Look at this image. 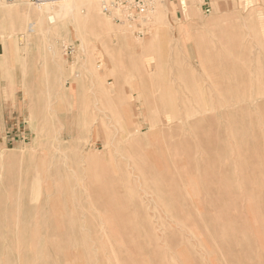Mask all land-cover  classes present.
Returning <instances> with one entry per match:
<instances>
[{
  "label": "rangeland",
  "instance_id": "374dc122",
  "mask_svg": "<svg viewBox=\"0 0 264 264\" xmlns=\"http://www.w3.org/2000/svg\"><path fill=\"white\" fill-rule=\"evenodd\" d=\"M98 9L0 42V264H264V0Z\"/></svg>",
  "mask_w": 264,
  "mask_h": 264
},
{
  "label": "bare ground",
  "instance_id": "6f19581e",
  "mask_svg": "<svg viewBox=\"0 0 264 264\" xmlns=\"http://www.w3.org/2000/svg\"><path fill=\"white\" fill-rule=\"evenodd\" d=\"M95 4L87 0H55L37 4V9H31L23 0H16L12 5L0 2V17L3 19L0 42L15 46L20 51L22 48L18 43L28 33V38H34L51 32H64L66 25L76 26L81 32L82 26L79 25L83 22L93 27V35H99V27L106 22L100 16V5Z\"/></svg>",
  "mask_w": 264,
  "mask_h": 264
},
{
  "label": "built area",
  "instance_id": "2783aa9c",
  "mask_svg": "<svg viewBox=\"0 0 264 264\" xmlns=\"http://www.w3.org/2000/svg\"><path fill=\"white\" fill-rule=\"evenodd\" d=\"M34 4H42L48 0H31ZM101 11L105 15L119 13L122 18L137 24L147 14L151 0H98Z\"/></svg>",
  "mask_w": 264,
  "mask_h": 264
},
{
  "label": "crops",
  "instance_id": "0c3cea01",
  "mask_svg": "<svg viewBox=\"0 0 264 264\" xmlns=\"http://www.w3.org/2000/svg\"><path fill=\"white\" fill-rule=\"evenodd\" d=\"M8 120V119H7ZM6 120V124H5V131L3 132V134H4V137H5V139H7V140H12V139H16V138H18L19 137V134H20V129L19 128H17V126H16V124H15V122H13L12 121V119H11V121H12V124L11 125H9V123H8V121ZM8 125H9V127H8Z\"/></svg>",
  "mask_w": 264,
  "mask_h": 264
}]
</instances>
